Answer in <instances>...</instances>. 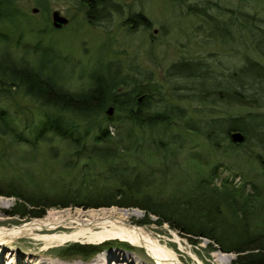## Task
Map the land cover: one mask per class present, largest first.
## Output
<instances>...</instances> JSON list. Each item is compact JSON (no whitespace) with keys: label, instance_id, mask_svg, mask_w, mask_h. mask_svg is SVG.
<instances>
[{"label":"trees","instance_id":"trees-1","mask_svg":"<svg viewBox=\"0 0 264 264\" xmlns=\"http://www.w3.org/2000/svg\"><path fill=\"white\" fill-rule=\"evenodd\" d=\"M17 1L0 0V25L22 15ZM78 1L92 24L121 9L115 0ZM185 5L189 13L205 22H217V17L209 13L215 9L228 13L229 22L242 21L245 28L264 34V21L255 14L236 13L233 17L230 10L208 0ZM128 17L127 20L142 26L149 25L141 13ZM6 39L0 30V41ZM40 50L50 53L44 61L53 68L50 74L46 73L44 62L18 63L0 51V90H20L24 96L51 109L43 112L35 123L20 127L11 112L0 105V137L33 150L38 144L53 140L65 143L71 159L64 161L61 168L65 176H72L65 181L56 175L57 185L41 189L28 186L19 175L13 176L0 185V191L21 200L14 206L15 214L40 218L45 212L43 208L37 209L41 206L136 207L156 216L158 224L166 223L184 235L204 237L221 252L234 254L229 264H264V184L232 173L217 157L227 154L230 145H243L250 140L264 149V113L260 111L264 107L263 63L244 56L240 67L218 76L209 73L200 61L182 59L172 63L165 71L166 78L191 81L187 87L190 93L176 94L178 101L191 99L210 106L233 100L255 109L242 115L195 117L186 115L183 107L170 104L148 78L128 83L119 79L116 70L110 73L108 63L94 69L89 88L72 92L57 81L54 61L59 58L55 51L50 47ZM129 84L132 88L124 90ZM107 107H112V115L107 114ZM210 110L207 108L205 112L209 114ZM96 117L102 120H95ZM170 119L179 121L180 134L147 138L149 129L169 126ZM108 127L113 129L112 134ZM232 131L243 134L242 143L230 140ZM186 135L191 141L184 142ZM225 139L228 144L222 143ZM171 166L176 167L183 179L177 185V193L153 194L156 174L166 176ZM225 170H229L227 174ZM25 207L31 209L24 212ZM197 242L192 240L191 244ZM94 248L71 243L62 248L61 255H86Z\"/></svg>","mask_w":264,"mask_h":264},{"label":"rangeland","instance_id":"rangeland-1","mask_svg":"<svg viewBox=\"0 0 264 264\" xmlns=\"http://www.w3.org/2000/svg\"><path fill=\"white\" fill-rule=\"evenodd\" d=\"M45 1H17V8L22 15L12 22L6 21L0 25L1 32L7 38L6 42L0 41V51L6 52L18 63L38 65L50 56V53L40 49L50 47L59 58L54 61L57 64L55 66V72L58 73L56 76L59 77L57 81L70 91L76 92L89 88L90 75L94 69L108 63L111 67L110 73L116 70L118 76H121L119 79H126L128 83L132 80L148 78L151 83L157 85L156 88L162 97L168 98L170 104L183 107L186 115L195 117L242 115L247 111L255 110L251 106L238 105L233 100L218 102L210 106L196 104L191 99L178 101L176 98L179 95L190 93L187 87L191 81L165 77L166 69L172 63L182 59L202 62L213 76L240 67L244 56H250L264 64V34L260 31H252L251 27L245 28L242 26V21L237 27L238 24L234 20L229 22L228 13H218L215 9L209 10V13L217 17L216 23L214 21L205 22L201 17L187 11L185 4L195 2L203 4L206 0H185L183 3L174 0H115L121 4V9L111 13L109 18L94 24L87 21L85 8L78 0ZM208 1L217 2L221 8L230 10L232 16L236 13L248 12L264 21V0ZM54 11L65 17L67 23L61 28L52 30L51 13ZM137 12L149 20L147 27L136 21L132 23L131 20H127L130 14ZM262 28L264 29V25ZM36 45L39 47L36 50L38 53L34 54ZM43 67L47 69V74H50L53 69L49 68L51 65L47 62L43 63ZM131 88L132 85L129 84L124 90ZM153 94L156 96V93ZM0 105L11 112L20 127L24 124L35 123L43 112L51 110L24 96L20 90H0ZM207 108L212 112L210 110L211 113L207 114L205 112ZM260 111L264 113V107ZM98 118L96 117L95 120H102ZM177 122L179 121L170 119L169 126L151 128L146 136L148 139H157L158 137L166 138L171 133L180 134L181 127L177 125ZM108 131L113 133L111 127H108ZM262 138L264 142V135ZM186 141H191L190 136H185L184 142ZM222 143L228 144L229 140L225 139ZM230 146L227 154L217 155L222 166L232 173L247 176L256 183L264 184V149L257 146L253 140L243 145ZM68 152L65 143L55 140L40 143L33 150L14 145L8 138L0 137V185H5L6 181L16 175H19L28 186H36L38 189L57 185L58 181L54 178L56 175L66 181L72 175L65 176L61 166L64 161L71 159ZM21 166L25 169L22 167L19 171ZM229 170H225L224 173L227 174ZM238 179L237 177L235 181ZM182 181L176 167L171 166L166 176L156 174L155 187L152 192L156 195L175 194L177 185ZM20 201L19 198L7 196L0 191V227L9 228L21 225L34 219H40L48 212L109 208L79 205L51 208L41 206L37 209L43 208L44 215L35 218L28 217L27 213L24 215L14 213V206ZM110 208L125 213L126 223L143 226L150 230L152 236L161 244L174 249L181 261L187 264H200L199 261L203 264H229L235 256L232 253L221 252L204 237L184 235L183 232L170 228L166 223H156V216L147 214L140 208L118 206H110ZM30 209L31 207H25L24 212ZM145 221L149 223H143ZM73 230L60 228L39 232L34 236H21L5 244L11 250L7 249L3 252L6 254V252L14 251L23 260L41 251L40 253H43L45 258L50 256L62 259L79 258L83 264H86L100 253L117 251L130 256L132 260L136 258L137 264H154L143 247L118 238H106L100 242H87L79 238L48 245L42 240L35 241L34 238L49 233H69ZM190 240L198 242L191 244ZM71 243L92 245L95 248L91 249L93 252L86 255H61L62 248ZM128 264L132 262L129 261Z\"/></svg>","mask_w":264,"mask_h":264},{"label":"bare ground","instance_id":"bare-ground-1","mask_svg":"<svg viewBox=\"0 0 264 264\" xmlns=\"http://www.w3.org/2000/svg\"><path fill=\"white\" fill-rule=\"evenodd\" d=\"M1 208V205H0ZM126 215L113 208L96 210H63L48 212L40 219H34L21 225L9 228L0 227V264H83L79 258L62 259L61 257H46L42 253H33L32 256L18 257L12 253L3 252L11 250L5 244L21 236H34L39 232H48L60 228L74 229L66 233H49L34 237L35 241H44L45 244L63 243L67 240L85 239L87 242H100L106 238H118L133 245L141 246L154 264H187L181 261L178 253L166 244H161L152 236L151 231L143 226L132 225L125 222ZM182 249V245L180 244ZM130 258V259H129ZM57 259V260H56ZM136 260V258H135ZM134 259L119 252L108 251L100 253L86 264H137ZM200 264H203L199 261Z\"/></svg>","mask_w":264,"mask_h":264},{"label":"water","instance_id":"water-1","mask_svg":"<svg viewBox=\"0 0 264 264\" xmlns=\"http://www.w3.org/2000/svg\"><path fill=\"white\" fill-rule=\"evenodd\" d=\"M66 23H67V19L61 16L57 11L51 13V24L54 28L56 29L61 28ZM111 111H112V107H109L106 112L107 114H110ZM229 138L233 143H239L243 141L244 136L240 131H232L229 134Z\"/></svg>","mask_w":264,"mask_h":264},{"label":"flooded vegetation","instance_id":"flooded-vegetation-1","mask_svg":"<svg viewBox=\"0 0 264 264\" xmlns=\"http://www.w3.org/2000/svg\"><path fill=\"white\" fill-rule=\"evenodd\" d=\"M137 22V21H136ZM132 23H135V21L134 22H132ZM138 23V22H137ZM141 25V24H140ZM112 113H113V111H111V113L109 114V115H112Z\"/></svg>","mask_w":264,"mask_h":264}]
</instances>
